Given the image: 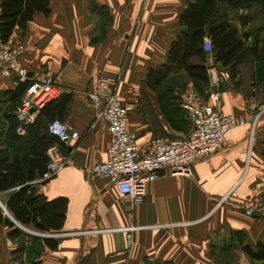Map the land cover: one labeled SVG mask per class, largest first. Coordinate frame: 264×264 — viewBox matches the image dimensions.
I'll use <instances>...</instances> for the list:
<instances>
[{
    "label": "crops",
    "instance_id": "obj_1",
    "mask_svg": "<svg viewBox=\"0 0 264 264\" xmlns=\"http://www.w3.org/2000/svg\"><path fill=\"white\" fill-rule=\"evenodd\" d=\"M189 1L49 0L48 15L37 12L25 27H15L4 45L20 48L31 78L51 74L61 89L55 99L70 95L63 113L54 117L76 129L80 138L67 148L73 164L44 183L35 179L48 200L67 199L61 229L43 235L20 227L55 238L57 247L42 241L31 251L27 239H10L9 229L0 225V264H17L11 254L20 243L22 264H219L217 248H227L235 231L245 234L251 246L264 240V216H245L239 209L242 202L264 208V96L255 87L251 94L249 81L243 90L224 83L219 99L207 100L240 122L226 132L221 149L193 164L191 177L162 171L141 200L130 203L108 180L88 171L106 159L110 143L106 121L96 118L89 97L98 79H106L108 89L130 107L128 128L141 146L167 128L154 105L161 86L153 89L146 75L165 60L181 30L179 14ZM175 75L193 85L184 70ZM17 85L0 70V118L5 125L0 147L10 131L6 112L19 103L8 92ZM129 225L139 228L127 239L121 228ZM90 228L100 233H73Z\"/></svg>",
    "mask_w": 264,
    "mask_h": 264
},
{
    "label": "trees",
    "instance_id": "obj_2",
    "mask_svg": "<svg viewBox=\"0 0 264 264\" xmlns=\"http://www.w3.org/2000/svg\"><path fill=\"white\" fill-rule=\"evenodd\" d=\"M37 12L48 15L49 0H0V42L6 43L15 27H25ZM179 24L181 30L171 40L165 60L146 75L147 83L153 89L182 70L195 88L208 85L209 55L203 47L204 37L210 40L209 54L213 62L219 68L228 69L235 80L238 68L249 60L255 62L259 70L264 65V0H191L180 12ZM257 73L253 72L252 85L264 86V78H258ZM17 82L16 88L8 93L11 99H18L19 102L27 82ZM69 101L70 95L63 94L47 102L40 109L35 125L33 123L30 129V123L23 135L16 132L18 122L14 110L18 103L6 112L10 131L5 137V146L0 147V225L9 229L7 235L10 239H27V248L31 251L39 249L38 244L42 241L54 249L57 240L28 234L18 224L38 232H50L60 230L64 223L67 199L56 197L48 200L39 193L35 179L40 180L45 171L47 149L54 144L61 146L58 138L48 132L47 125L57 118L55 115L63 113ZM170 102L177 105L183 120L188 121L174 87ZM42 117L48 120L46 131L39 127ZM4 128L0 118V142L4 137ZM262 154L264 156V149ZM236 234L240 241L242 234ZM23 249V243H20L11 255L19 259ZM241 249L250 260L264 263V240H258L254 246L242 244ZM31 260L29 257L27 262ZM18 264H21L20 260Z\"/></svg>",
    "mask_w": 264,
    "mask_h": 264
},
{
    "label": "built area",
    "instance_id": "obj_3",
    "mask_svg": "<svg viewBox=\"0 0 264 264\" xmlns=\"http://www.w3.org/2000/svg\"><path fill=\"white\" fill-rule=\"evenodd\" d=\"M203 47L210 55L211 45L208 37H204ZM0 70L5 76L27 82L14 110L18 122L16 132L23 135L40 109L50 100L57 98L61 89L53 82L49 72L39 78H31L29 70L21 61L19 47L6 48L0 45ZM207 72L209 84L213 87L230 77L228 69L218 68L214 63L208 65ZM89 97L97 108L96 118L106 121L110 143L106 159L94 163L88 171L93 176L108 180L118 194L127 198L130 203L140 201L147 185L157 179L162 171L169 175L191 176L193 164L221 149L226 132L240 122L233 114L221 112L196 93L187 91L182 95L180 103L191 122L189 132L185 136L172 139L153 137L145 146H141L135 134L128 128L130 107L124 104L112 89H108L106 79L97 80L96 90L92 91ZM210 99L217 101L218 94H213ZM47 130L58 138L61 146L54 144L47 149L48 161L40 181L53 178L61 169L73 164L67 148L80 138L76 129L59 118L52 119L47 125ZM244 211L247 215H257L263 214L264 208L260 205H245ZM138 228L139 226L131 225L121 230L133 232ZM83 232L79 230L73 233Z\"/></svg>",
    "mask_w": 264,
    "mask_h": 264
},
{
    "label": "rangeland",
    "instance_id": "obj_4",
    "mask_svg": "<svg viewBox=\"0 0 264 264\" xmlns=\"http://www.w3.org/2000/svg\"><path fill=\"white\" fill-rule=\"evenodd\" d=\"M0 45H3L6 48L7 47L12 48V47H9V46L4 45V44H0ZM213 63L214 62H213L212 57L210 55L207 56V66L209 64H213ZM214 65H216V64L214 63ZM216 67H218V65H216ZM262 67H264V65ZM262 67H261V70H259V68L256 67L255 62H253L252 60L251 61L249 60L248 63L243 64L238 68V72L234 76V78H236V80L233 79L232 73H231L228 80L223 81V82L221 81L219 83V85L216 87L210 86L209 82H208V85L203 87V88L201 86L199 88L198 87L195 88V86H193V85L191 87H189L187 85L185 79L182 78L180 75L172 76L169 80H167L159 88L156 97H154V98H156L154 105L157 109L160 110V113L162 115V118L160 121L162 122L163 126H167L166 129H164V127H163L162 132L160 134H156V136L166 138V139L182 137V136H185L191 128V122H190L187 114L185 113V111H184V113H185L188 121L183 120L182 111L180 109L178 110L177 105H173L170 102L173 87L175 88V93L179 96L180 102H181L182 95L187 91H189V92L192 91V92L196 93L203 100L210 99L211 96L215 93L218 94V98H219L218 88L220 89L222 87V85H224V83H227V82H231L234 85H239V87L241 86L240 89L243 90L244 88L242 86H244V81H247V82L249 81L248 91L251 94H254L255 93V90H254L255 85H252V79L251 78L253 76L254 71L258 72L257 73L258 78H264V69ZM253 68H254V70H253ZM255 89H257V91H259L261 96H264V86L257 84ZM147 105H148V107H149V105L151 106V104H147ZM180 105H181V103H180ZM38 118H39V113L36 115V118L33 120V122L31 124L33 125V123ZM45 123H46V121L43 120V118H41L39 126L41 128H44ZM32 125H30V129H31ZM34 125H35V123H34ZM191 176H189V177H191ZM128 202H129V200H128ZM240 205H241V207L239 206V209L242 211V213L245 216H249L244 211V207H245L244 202H242ZM257 216L263 217L264 213L263 214H257ZM129 226H131V225H129ZM23 227L28 228L26 226H23ZM33 231L38 232L36 230H33ZM83 231L84 232L82 234L78 233L76 235L77 236H89V235H93L94 232L100 233V232H98L97 229L95 230L92 228H90L89 230L85 229ZM121 232H124L127 239H130L131 234L133 233V232H130L128 230H123V231L121 230ZM236 232L240 233V231H235V233L233 235V240H231L228 243L227 248H224V247L217 248V256H218L219 264H264L260 261L250 260V258L242 251L241 246H242V244H247V238H246L247 236L245 234L240 233L242 235H240V241H239V239L237 238L238 235L236 234ZM42 233H43V235L48 234V233H44V232H39V234H42ZM54 235H56V234H50V236H54ZM11 259L18 264L19 260L16 259L15 256L12 255ZM27 264H30V263H27ZM147 264H149V263H147ZM154 264H157V263H154Z\"/></svg>",
    "mask_w": 264,
    "mask_h": 264
},
{
    "label": "water",
    "instance_id": "obj_5",
    "mask_svg": "<svg viewBox=\"0 0 264 264\" xmlns=\"http://www.w3.org/2000/svg\"><path fill=\"white\" fill-rule=\"evenodd\" d=\"M19 227L24 228L22 225L18 224Z\"/></svg>",
    "mask_w": 264,
    "mask_h": 264
}]
</instances>
